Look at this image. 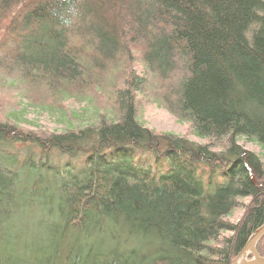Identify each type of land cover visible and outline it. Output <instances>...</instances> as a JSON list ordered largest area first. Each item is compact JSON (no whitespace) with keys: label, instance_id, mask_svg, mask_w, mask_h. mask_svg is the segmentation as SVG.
I'll return each instance as SVG.
<instances>
[{"label":"trees","instance_id":"obj_1","mask_svg":"<svg viewBox=\"0 0 264 264\" xmlns=\"http://www.w3.org/2000/svg\"><path fill=\"white\" fill-rule=\"evenodd\" d=\"M109 82L114 120L2 118L13 87L58 101ZM140 100L225 151L143 127ZM0 101V230L41 220L49 264H231L264 225V163L238 143L264 150V0H0Z\"/></svg>","mask_w":264,"mask_h":264},{"label":"rangeland","instance_id":"obj_2","mask_svg":"<svg viewBox=\"0 0 264 264\" xmlns=\"http://www.w3.org/2000/svg\"><path fill=\"white\" fill-rule=\"evenodd\" d=\"M126 60L118 67V71L124 68L125 77L127 78L128 73L126 69L139 71L141 70V65L140 63H133L129 52L126 54ZM111 76L113 77L111 82L116 81L115 84H118V86L123 85L124 80L118 79L119 74L117 72L112 73ZM111 82L103 90L102 97L95 95L96 92L78 96L73 95L66 97V100L59 99L63 102L62 107L55 106L59 100L52 101L48 95H44L45 97L41 99L33 100L32 96L29 97L24 91L17 93L16 88L13 87L10 89V92L5 93V97L11 101V104L5 106L2 118L6 121L8 117L11 118L15 115L17 121L14 124L16 127L38 134H63L66 131L74 130L75 127L96 124L100 119L104 120L107 118L109 121L114 120L117 118V112L115 111L113 99L109 97V92H113V84H110ZM140 103L137 119L143 127L156 134H170L187 139L198 145H208L214 152L223 153L225 151V143L220 145L218 144L219 142L197 137L190 123L177 120L166 109L157 104H150L141 100ZM1 109L3 107L0 101ZM238 143L244 150L250 151L260 157L264 163V150L258 145L246 141L245 138L239 140ZM59 153V151H55L53 157ZM63 160L64 158L62 157ZM76 160L72 159L73 163ZM78 161L76 163H82L79 158ZM248 204L249 201L242 202V207L235 210L227 220L233 223L241 221L245 214V207ZM32 223L33 225L31 226H23L24 224L19 225L20 227L4 226L0 230V264H17V255H30L26 257L27 264H49L50 248L52 246L51 237L46 232V226L41 220L32 221ZM228 235L226 234V236ZM20 260L18 264H21Z\"/></svg>","mask_w":264,"mask_h":264},{"label":"water","instance_id":"obj_3","mask_svg":"<svg viewBox=\"0 0 264 264\" xmlns=\"http://www.w3.org/2000/svg\"><path fill=\"white\" fill-rule=\"evenodd\" d=\"M263 237L264 225L251 235L242 251L231 264H264V257H261L257 251L258 244Z\"/></svg>","mask_w":264,"mask_h":264}]
</instances>
